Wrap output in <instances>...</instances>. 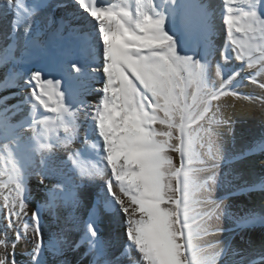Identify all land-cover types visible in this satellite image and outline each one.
Returning <instances> with one entry per match:
<instances>
[{
    "label": "snow or ice",
    "instance_id": "snow-or-ice-1",
    "mask_svg": "<svg viewBox=\"0 0 264 264\" xmlns=\"http://www.w3.org/2000/svg\"><path fill=\"white\" fill-rule=\"evenodd\" d=\"M216 14L202 0L0 3V18L11 17L7 38L13 41L4 50L11 67L5 68L0 87L17 88L12 97H21L11 106L10 97H0V148L6 154L0 169L6 176L0 183L5 190L0 264H21L20 244L30 249L21 254L28 257L24 264H125L124 258L126 264H264V200L237 213L222 208L223 198H215V192L229 181L220 173L223 149L212 129L220 122L214 102L228 96L252 99L237 91L245 82L264 89L258 79L264 77V0H221L225 38L213 75L209 57L216 50ZM178 21L197 25L207 41L205 54L189 50ZM82 37L93 41L88 59L99 61L91 72L74 62ZM18 40L23 41L19 60L11 54ZM36 58L43 68L17 70L18 63ZM233 60L240 65L226 69L225 76L222 66ZM246 69L255 71L243 76ZM53 71L70 82L95 80L92 74H99L101 87L62 90ZM96 91L101 95L94 104L84 99ZM25 106L28 116L11 124L8 113ZM25 129L32 132L27 147L40 153V165L32 171L20 151ZM81 129V154L92 141L97 164L83 166L71 150L68 161L57 162L53 149H68ZM248 151L264 152V140ZM32 175L40 184L53 175L59 180L44 185V199L36 202L29 221ZM91 185L104 194L92 193ZM255 190L264 192V174L238 188ZM225 215L235 221L232 231L240 246L231 241L223 247L202 245L224 231L218 225ZM48 216L56 228L46 240ZM257 228L262 230L259 249L252 238ZM253 253L259 258L249 259Z\"/></svg>",
    "mask_w": 264,
    "mask_h": 264
},
{
    "label": "bare ground",
    "instance_id": "bare-ground-1",
    "mask_svg": "<svg viewBox=\"0 0 264 264\" xmlns=\"http://www.w3.org/2000/svg\"><path fill=\"white\" fill-rule=\"evenodd\" d=\"M30 1V0H28ZM69 0H65L64 3H67ZM3 0H0V3H2ZM204 3H208L216 8V13L218 12V7H219V1L218 0H202ZM213 2V3H212ZM215 2V4H214ZM70 3V2H68ZM10 19L9 17L8 20L0 18V84H3V81L5 79V68L6 67H11L10 63H5V48L9 45V27H10ZM221 16H220V11L216 14L214 23L217 27V31L215 32V36L213 38V44L215 45L216 50L213 52V54L209 57L211 63H212V72L213 75L215 73V67L216 64L220 61V51L219 49L223 46L224 44V38H225V33H224V26L222 24ZM178 28V33L182 37L184 43L188 46L189 50H194L196 53H199L201 55L205 54L207 51V41L202 34V32L199 30L197 25L195 23L191 24L189 26V31L188 32H183L181 28ZM191 32V33H190ZM219 33H222L223 38H218ZM191 34V35H190ZM95 37V33H93V38ZM217 39V40H216ZM223 39V42H222ZM86 42V45H89L93 41L88 40L86 38L83 40ZM220 43L222 44H219ZM21 52V47L18 46V50H16V54L14 55L18 60H19V55ZM87 54V52H86ZM18 55V56H17ZM75 62V61H74ZM81 66L85 67L88 72H91L92 67H96L99 65V61H96L95 63L91 62L88 57L84 59L81 63H79ZM240 65L239 61H232L231 64L228 65H223L225 69V74L229 75L230 73L226 71V69L230 67H238ZM17 70L22 71V67H24V63L20 62L16 65ZM44 63L41 62L39 65H36L32 67L30 70H34L36 68H43ZM255 70L253 69H246L244 73H242L243 76H250L253 74ZM23 72V71H22ZM62 72L58 71H53L50 73L51 77L54 79H60L61 80V89L63 90L64 88H67L71 86L74 90H81L82 89V84L83 87H95L96 89H99L101 87L100 83V78L99 74H92L96 76L95 80H85V81H78V80H72L71 82L65 77L63 74L60 75ZM26 74V73H25ZM78 74L73 73V76H76ZM238 80L239 77H235L234 81ZM260 80H264V77H258ZM18 91L17 88H2L0 87V97L8 96L10 99L7 101V105H15L18 103V101L21 99V97H12V93ZM238 92H244V93H255L257 96L262 97V103H260V109L262 112L259 111L256 105V101H254V98L252 99H244L240 98L237 99L232 96L228 97H223L220 101L214 102V111H215V105L218 104L220 106V111L217 113V119L220 121L221 124H215L212 126L213 132L215 134V141L216 144L221 145L223 149V156L224 159L221 161L220 165V173L228 174V183L224 185L222 188H217L215 192V198L220 199L223 198V205L222 208L228 209L231 213H237L240 209L246 208V207H252L254 205H259L261 200H264V192L255 190V191H250V192H241L238 191V188L244 184L245 180H250L253 177H258L262 175L264 172V169H261L260 167H257V164H261L264 162V152H261L260 154L256 152L254 153H248V157L244 158L245 155L243 156V159L241 160V154H245V149L242 150L243 147L240 148V151H238V146L235 147V145L231 146L229 141L230 138L235 134L237 137H239L240 141H249V139L245 138V135H243L244 130L238 131V133H231V131L235 128H232V126L236 125L234 121L240 122L241 124H249L247 119L249 117H254V120H258L257 124L259 122L262 123L263 130L261 132L257 131V134H259L261 137V140L264 139V89H259L256 85H253L250 83V85H246V83L239 87L237 89ZM260 92V93H259ZM101 94L99 91L96 92H88L86 96H84V99L88 101L91 104H94L97 101V97L100 96ZM255 106V107H254ZM2 107V106H0ZM28 108L25 106L23 110L21 111H16V112H10L8 113L9 117V122L11 124L17 125L18 123L20 124L25 117L28 116ZM45 115H51V114H45ZM221 119V120H220ZM246 120V121H244ZM232 122V123H229ZM256 123V122H255ZM230 127V128H229ZM226 130H222L225 129ZM228 128V129H227ZM238 128V127H237ZM254 129V128H253ZM248 130V129H247ZM220 131V132H219ZM246 131V130H245ZM249 131V130H248ZM223 132V133H221ZM226 132V133H224ZM247 132V131H246ZM250 133V132H248ZM256 134V136H257ZM23 139L21 141L22 144V153L25 155V158L27 160L28 164V169L29 171H32L33 169L37 168L40 165V153H33L30 148L27 147L29 140L28 138L32 136V132L30 129H25L21 133ZM64 133L62 131L59 132V137L61 140L64 138ZM226 135V137H225ZM249 135V134H248ZM83 130L81 129L77 136L72 140L71 144L69 145V148L66 149L65 147L58 146L53 149V153L55 155L56 161L61 162V161H68V156H69V151H75L77 155V159L80 164H82L85 167H90L94 164H97V158L94 155V149L91 148V143L92 141L89 142L88 146V151L81 154V149L85 147V145L82 143L83 140ZM234 136V137H235ZM244 136V137H243ZM254 136V133L253 135ZM233 137V138H234ZM255 137V136H254ZM258 138V137H257ZM228 139V140H227ZM231 140V139H230ZM260 141V140H259ZM244 142V143H245ZM257 142V140L252 141V146ZM247 144V143H246ZM251 146V145H250ZM215 147V146H214ZM232 148H237L234 151H232ZM250 147H248L249 149ZM247 155V153H246ZM64 156V157H63ZM177 162L179 161V158L176 157ZM235 159H238L235 160ZM234 161L231 164L228 162ZM69 165H71V162H68ZM255 167V168H254ZM207 175V174H205ZM239 176L240 179H234V177ZM78 178V177H77ZM59 180L58 175H53L49 176L47 179L43 181V184L39 183V178L35 175H32L29 177L28 184L29 187L32 189L33 192V200L32 202L29 203L28 205V217L26 219H30V215L32 211L34 210L36 204L33 203V201H42L44 199V192H43V187L44 185H48L51 187L52 185L56 184ZM96 183H102L97 181ZM90 191L96 195H103V191L100 188L95 187V185L90 186ZM260 197V198H259ZM259 198V199H258ZM62 214H66L62 210ZM46 215V214H45ZM47 221L52 222V218L50 216L47 217ZM47 221L44 223V229H45V224ZM220 228L224 229V231L220 232L217 235L209 236L206 237L204 240L200 241L202 245L205 247L209 245L216 244L219 242L220 247H223L225 243L228 241H231L233 247H238L240 246V242L238 237H235L234 230L236 228L235 221L234 219L229 216L225 215L219 222L218 225ZM53 231L56 228L55 223L53 222ZM50 227V229H52ZM261 229L257 228L254 229L252 232V238L255 241L254 247L256 249H259L260 247V237H261ZM48 236H45V239L47 240ZM75 238V237H74ZM21 245L19 250H21ZM30 250V249H29ZM22 252V251H21ZM4 254V250H0V255ZM249 259H258L259 257L253 253L248 257ZM125 259V264H126V258ZM234 259H239V257H235Z\"/></svg>",
    "mask_w": 264,
    "mask_h": 264
},
{
    "label": "rangeland",
    "instance_id": "rangeland-1",
    "mask_svg": "<svg viewBox=\"0 0 264 264\" xmlns=\"http://www.w3.org/2000/svg\"><path fill=\"white\" fill-rule=\"evenodd\" d=\"M214 4H215V2H214ZM224 36H218V38H223ZM217 40V39H216ZM222 42H223V39H222ZM219 44H222V43H220V41H219ZM223 69H224V67H222ZM225 76H227L226 74H225ZM236 80V79H235ZM235 82V81H234ZM246 83V85H250V83H248V82H245ZM84 84V83H83ZM83 84H82V86H83ZM260 89V88H259ZM240 93H242V94H244V95H246V96H250V97H252V98H254V101H256V105H257V108L259 109V111L260 112H262V110L260 109V103H262V97L261 96H257V95H255V93H253V94H247V93H244L243 91L242 92H240ZM260 93V92H259ZM99 97V96H98ZM97 97V98H98ZM255 107V106H254ZM220 111V110H219ZM219 113V112H218ZM221 120V119H220ZM248 121H246V120H244V121H246V122H249V124H241L240 125V122L238 121V122H236V121H234L235 122V124L236 125H234V126H232V128H235V129H233L232 131H231V133H233V132H235L236 131V129H237V131L235 132V133H238V131H239V129L240 130H244L243 131V135H245V138H247V139H249V141L247 140L246 142L245 141H243L242 142V140L240 141V139H239V137H237V135L235 136V134L232 136V138H230L229 139V141H231V143H230V145L231 146H233V145H235V147L236 146H238L239 148H238V151H240V148L241 147H243L242 148V150H244L245 148V153H247V155H245V157L244 158H246V157H248L249 155H248V153H254V152H249L248 151V147H251L252 146V141L253 140H257V141H259V140H261V136L259 135V134H257V131H259V132H261V130H263V126H262V123L261 122H259L258 124H257V122H258V120H254V117H249L248 119H247ZM256 122V123H255ZM229 123H232V122H229ZM19 124V123H18ZM17 124V125H18ZM218 124H221L220 122L218 123ZM217 124V125H218ZM238 127V128H237ZM230 128V127H229ZM254 128V129H253ZM214 129V128H213ZM228 129V128H227ZM249 131H248V130ZM222 130H226V128L225 129H222ZM247 132H246V131ZM220 132V131H219ZM248 132H250V133H248ZM221 133H223V132H221ZM224 133H226V132H224ZM253 133H254V136H252L253 135ZM249 134V135H248ZM256 134H257V136H256ZM235 136V137H234ZM225 137H226V135H225ZM234 137V138H233ZM244 137V136H243ZM258 137V138H257ZM228 140V139H227ZM264 140V139H263ZM245 142V143H244ZM247 143V144H246ZM251 145V146H250ZM235 149H237V148H232V151H234ZM20 151L22 152V148L20 149ZM262 151H256V153H257V155H258V153L260 154ZM256 153H254V154H256ZM25 156V155H24ZM64 157V156H63ZM243 158H241V160H242ZM235 160H237L238 161V159H235ZM227 161H230V160H227ZM232 162H234V161H230V162H228L229 164H231ZM5 163H6V154L3 152V149L2 148H0V169H3L4 168V165H5ZM257 167H260L261 169H264V167H262V163L261 164H257ZM255 168V167H254ZM263 174H264V172H262ZM6 180V176H4L3 175V173L2 172H0V183H3L4 181ZM5 194V190L4 189H2V188H0V206H2V197H3V195ZM260 198V197H259ZM258 198V199H259ZM33 203L34 204H36V201H33ZM30 210V209H29ZM29 210L27 209V211L29 212ZM3 209H2V207H0V226H2L3 225V223H5V221L3 220V215H2V213H3ZM31 216V215H30ZM27 218V217H26ZM29 221H30V219H28ZM52 226H53V221L51 222V221H47V223L45 224V229H44V232H45V236H48V233H49V230H50V227L52 228ZM20 227L22 228L23 227V225L21 224L20 225ZM52 231H53V228L51 229ZM20 245L22 246L21 247V250H19V248L18 247H20ZM20 245H18L17 246V248H16V258L18 259V260H20L21 261V264H24V262H25V260H27L28 259V257H25V256H22L21 254L23 253V252H25V251H29V248H27L25 245H23V244H20ZM0 250H2V249H0ZM22 251V252H21ZM8 252H11V249L9 248L8 249Z\"/></svg>",
    "mask_w": 264,
    "mask_h": 264
}]
</instances>
